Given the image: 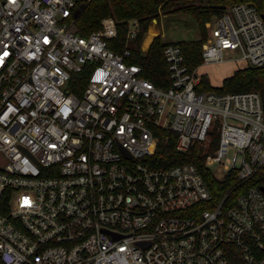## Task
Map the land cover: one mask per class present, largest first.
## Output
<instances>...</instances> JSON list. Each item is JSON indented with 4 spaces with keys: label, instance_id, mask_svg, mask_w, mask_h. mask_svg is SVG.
<instances>
[{
    "label": "built area",
    "instance_id": "obj_1",
    "mask_svg": "<svg viewBox=\"0 0 264 264\" xmlns=\"http://www.w3.org/2000/svg\"><path fill=\"white\" fill-rule=\"evenodd\" d=\"M90 1L0 0V264H264V185L247 184L264 168L261 94L199 90L173 42L171 86L156 85L110 47L114 16L79 32ZM206 28L203 62L264 66L254 2ZM165 134L201 147L221 200L195 163L154 164Z\"/></svg>",
    "mask_w": 264,
    "mask_h": 264
},
{
    "label": "trees",
    "instance_id": "obj_2",
    "mask_svg": "<svg viewBox=\"0 0 264 264\" xmlns=\"http://www.w3.org/2000/svg\"><path fill=\"white\" fill-rule=\"evenodd\" d=\"M243 1L254 2L258 11L264 14V0H92L80 11L76 18V25L82 35H88L101 27V21L107 16H114L118 21V35L109 39V45L116 52L130 49L129 63L139 64L144 67V75L156 85L163 88L171 86L169 66L164 54L167 44L160 35L156 36L150 47L143 51L141 43L144 35L149 30L150 24L156 19L159 21L161 12L167 15L186 14L193 16L197 21L200 34L204 35L199 40L174 41L180 45L186 64L190 69H195L203 63V45L206 41V23L215 17H219L227 7ZM138 19L140 30L136 37L128 38L130 21ZM90 70L86 67L79 75L82 77V85L87 84ZM199 90H217L220 92H245L258 91L263 98L264 106V66L240 67L223 80L221 87H214L209 77L202 75ZM163 135L156 153L153 156L155 165L170 166L176 163H195L208 184L210 185L214 201H219L228 191L229 185L222 183L213 175L205 164V154L199 145H195L187 153H180L176 149L177 138L171 134L167 138ZM248 185H264V168L247 181ZM241 187H236L233 194L241 192ZM243 191V190H242ZM235 264H238L235 262Z\"/></svg>",
    "mask_w": 264,
    "mask_h": 264
},
{
    "label": "rangeland",
    "instance_id": "obj_3",
    "mask_svg": "<svg viewBox=\"0 0 264 264\" xmlns=\"http://www.w3.org/2000/svg\"><path fill=\"white\" fill-rule=\"evenodd\" d=\"M215 25L216 22L213 21V27ZM152 27L156 30V32H151ZM158 35L169 42L182 39L199 40L204 37V35L200 34L199 25L193 16L186 14L167 15L163 12H161L159 21H153L152 24H150L149 30L144 35L143 41L141 43V49L143 51L147 50L155 37ZM207 35L208 34L206 33V38ZM226 55H231L233 58H227L220 62H203L198 66V73L201 75H207L214 87H221L224 78L229 76V73L232 72L233 69L246 64L245 62L238 60L239 55L236 51L229 53L226 52ZM217 175L221 178L223 177L224 172L217 170Z\"/></svg>",
    "mask_w": 264,
    "mask_h": 264
},
{
    "label": "crops",
    "instance_id": "obj_4",
    "mask_svg": "<svg viewBox=\"0 0 264 264\" xmlns=\"http://www.w3.org/2000/svg\"><path fill=\"white\" fill-rule=\"evenodd\" d=\"M152 29H154V28L152 27L151 30H152ZM154 32H156L155 29H154ZM241 67H247V66H246V65H242ZM238 68H240V67H236L235 69H233V71L229 73V76L232 75V74L234 73V71H235L236 69H238ZM226 77H227V76H226ZM226 77H225V78H226Z\"/></svg>",
    "mask_w": 264,
    "mask_h": 264
},
{
    "label": "water",
    "instance_id": "obj_5",
    "mask_svg": "<svg viewBox=\"0 0 264 264\" xmlns=\"http://www.w3.org/2000/svg\"><path fill=\"white\" fill-rule=\"evenodd\" d=\"M263 17H264V14H263ZM154 22H157V20L155 19ZM263 190H264V187H263Z\"/></svg>",
    "mask_w": 264,
    "mask_h": 264
},
{
    "label": "bare ground",
    "instance_id": "obj_6",
    "mask_svg": "<svg viewBox=\"0 0 264 264\" xmlns=\"http://www.w3.org/2000/svg\"><path fill=\"white\" fill-rule=\"evenodd\" d=\"M151 32H154V29L151 30ZM149 42V41H148ZM149 45V44H148Z\"/></svg>",
    "mask_w": 264,
    "mask_h": 264
}]
</instances>
